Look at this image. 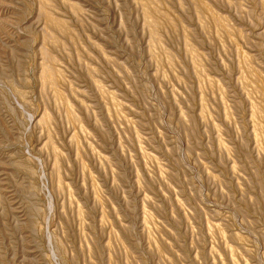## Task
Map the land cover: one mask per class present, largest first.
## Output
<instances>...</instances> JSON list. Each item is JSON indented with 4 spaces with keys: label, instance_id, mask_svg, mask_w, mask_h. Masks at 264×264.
<instances>
[{
    "label": "rangeland",
    "instance_id": "rangeland-1",
    "mask_svg": "<svg viewBox=\"0 0 264 264\" xmlns=\"http://www.w3.org/2000/svg\"><path fill=\"white\" fill-rule=\"evenodd\" d=\"M263 93L264 0H0V264H264Z\"/></svg>",
    "mask_w": 264,
    "mask_h": 264
},
{
    "label": "bare ground",
    "instance_id": "bare-ground-1",
    "mask_svg": "<svg viewBox=\"0 0 264 264\" xmlns=\"http://www.w3.org/2000/svg\"><path fill=\"white\" fill-rule=\"evenodd\" d=\"M151 8H154V7H152V6H150V5H147L146 6V12H147V14H148V17H150L151 19H154V18H152V15L154 14L153 12H152V10H151ZM222 22V21H221ZM220 24H222V23H220ZM227 26V25H226ZM245 60V59H244ZM250 73H253V71H251ZM44 74H46V78H47V80L50 82V85H51V83L52 82H54L55 81V79H54V76H53V74L51 73V71L50 70H45V72H44ZM54 79V80H53ZM264 94V93H263ZM253 111H254V115H255V120H256V136H257V140L260 142V144L263 146V148H264V126H263V124L261 123V121H260V118H259V116H261L262 118H264V115H262V113H261V111H260V106L258 105V104H255L254 105V109H253ZM261 113V114H260Z\"/></svg>",
    "mask_w": 264,
    "mask_h": 264
}]
</instances>
